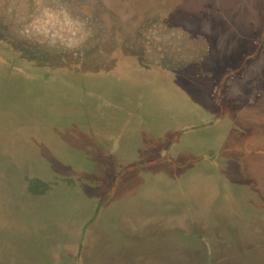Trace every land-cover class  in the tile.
Segmentation results:
<instances>
[{
  "label": "rangeland",
  "instance_id": "obj_1",
  "mask_svg": "<svg viewBox=\"0 0 264 264\" xmlns=\"http://www.w3.org/2000/svg\"><path fill=\"white\" fill-rule=\"evenodd\" d=\"M258 233L264 0H0V264H211Z\"/></svg>",
  "mask_w": 264,
  "mask_h": 264
},
{
  "label": "water",
  "instance_id": "obj_2",
  "mask_svg": "<svg viewBox=\"0 0 264 264\" xmlns=\"http://www.w3.org/2000/svg\"><path fill=\"white\" fill-rule=\"evenodd\" d=\"M264 237L261 234H255L252 238H250V241L247 242H240L241 249L247 246H251V244H255L256 242L263 240ZM250 242V243H248ZM190 257V256H189ZM174 263V261H173ZM222 264H264V253L260 252L259 249H256V251H252V254L246 256H236L224 259Z\"/></svg>",
  "mask_w": 264,
  "mask_h": 264
},
{
  "label": "trees",
  "instance_id": "obj_3",
  "mask_svg": "<svg viewBox=\"0 0 264 264\" xmlns=\"http://www.w3.org/2000/svg\"><path fill=\"white\" fill-rule=\"evenodd\" d=\"M195 235H192L195 239H200V238H203V236L202 235H200V234H196V233H194ZM262 244H264V242H262ZM230 245V244H229ZM227 246V245H226ZM254 247H256V246H254ZM253 250H255V249H253ZM252 251V247L251 246H249V247H246V248H242V249H240V252H239V254L240 255H249L250 253H252L251 252ZM232 254H234L235 252L234 251H232L231 252ZM231 253H229V254H231ZM228 254V255H229ZM237 256V255H236ZM236 256H234V257H236ZM174 257H169V259H173ZM177 259H178V261H174V263H172V264H198V263H196L195 261V257H192L191 256V258H189L188 256H186V257H184V258H186V259H181L180 257H176ZM219 258V259H218ZM227 259V258H225V256L223 257H217V259L216 260H213L212 261V263L211 264H222L221 262H219L220 260L222 261V259ZM229 258V257H228ZM173 260H176V259H173Z\"/></svg>",
  "mask_w": 264,
  "mask_h": 264
}]
</instances>
